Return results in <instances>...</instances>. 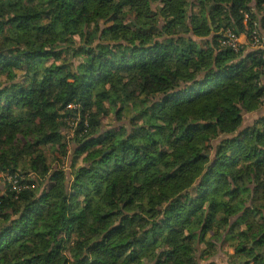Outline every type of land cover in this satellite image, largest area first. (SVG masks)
<instances>
[{
    "label": "trees",
    "instance_id": "16d2710c",
    "mask_svg": "<svg viewBox=\"0 0 264 264\" xmlns=\"http://www.w3.org/2000/svg\"><path fill=\"white\" fill-rule=\"evenodd\" d=\"M255 24L264 0H0V264H264V58L220 45Z\"/></svg>",
    "mask_w": 264,
    "mask_h": 264
},
{
    "label": "rangeland",
    "instance_id": "374dc122",
    "mask_svg": "<svg viewBox=\"0 0 264 264\" xmlns=\"http://www.w3.org/2000/svg\"><path fill=\"white\" fill-rule=\"evenodd\" d=\"M199 40L198 38H196ZM79 43V42H77ZM262 114V113H261ZM244 121H243V126L251 125L254 120H256L259 116L258 110L254 111L252 113H244ZM131 116L128 114H123L121 117L117 118L115 115L111 114L105 118H103L102 123L105 124V127H115V126H120L122 124H126L129 126V121H130ZM71 127H66L63 131L62 134L65 135L66 137V148L68 149V152L66 156H62L60 151L58 150V147L55 146L53 148H47L48 149V159L51 161L53 157H59L61 162L56 161L55 163L53 162L54 167H57L59 169H62L64 173L66 174V180L69 182L72 181V160L74 159V151L78 147V142L73 140L74 137V130L76 127V122L73 124V122H70ZM28 139L22 138L21 136H18L16 138V144L20 145H25L27 143ZM84 155H81L78 157V161L76 162V167L79 165H83ZM58 162V163H57ZM4 190V185L3 183H0V193L1 191ZM216 247L214 249V254L209 258V259H198L197 264H209V263H217V264H230V258L229 254L233 253L232 248H230L226 243L223 241H217L216 242ZM200 247H203L201 244ZM200 253H198L199 256ZM215 261V262H214Z\"/></svg>",
    "mask_w": 264,
    "mask_h": 264
},
{
    "label": "built area",
    "instance_id": "2783aa9c",
    "mask_svg": "<svg viewBox=\"0 0 264 264\" xmlns=\"http://www.w3.org/2000/svg\"><path fill=\"white\" fill-rule=\"evenodd\" d=\"M238 36L239 35H237L232 29H226L222 34L220 45L230 47L234 51H238L244 47L239 41ZM248 44L251 46L253 51H260V54L264 58V28H261L258 24H255V27L250 34ZM261 85H264V80L262 81ZM5 182H7L12 189H19L20 183L16 175L0 173V183H3L4 185Z\"/></svg>",
    "mask_w": 264,
    "mask_h": 264
},
{
    "label": "crops",
    "instance_id": "0c3cea01",
    "mask_svg": "<svg viewBox=\"0 0 264 264\" xmlns=\"http://www.w3.org/2000/svg\"><path fill=\"white\" fill-rule=\"evenodd\" d=\"M238 37H239V41L243 44V46L245 47L246 51H253L251 46L248 44V40H247L245 34H240ZM258 113H259V116L264 115V99H263L262 106L258 109Z\"/></svg>",
    "mask_w": 264,
    "mask_h": 264
}]
</instances>
